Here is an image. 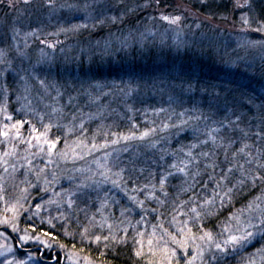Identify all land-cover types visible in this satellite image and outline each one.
Segmentation results:
<instances>
[{"label": "rangeland", "instance_id": "obj_1", "mask_svg": "<svg viewBox=\"0 0 264 264\" xmlns=\"http://www.w3.org/2000/svg\"><path fill=\"white\" fill-rule=\"evenodd\" d=\"M201 1L0 0V264H45L36 253H20L11 236L23 247L45 249L50 257L60 252L63 264H103L92 254L116 248L130 251L132 264H264V181L253 184L250 178L259 168L263 171V164L251 159L245 144L216 159L217 144L225 139L216 128L229 118L226 108L222 119L215 111L204 114L201 106L192 107L189 119L178 118L184 123L181 134L194 129L193 123L207 128L174 164L184 169V178L203 175L214 188V193L193 197L180 207L168 204L163 181L157 187L151 179L143 185L124 180L126 172L134 171L123 168L124 158L155 153L157 129L134 137L132 128L120 133L92 125L106 112L100 104L112 105L118 98L113 93L117 86L92 83L89 68L96 57L110 59L118 52L153 48L168 51L174 70L184 67L183 55H190L197 63L215 61L229 76L240 69L254 74L256 66L264 64V31L256 30L264 26V0H215L230 12L222 16L219 11L215 17L199 12ZM162 16L180 19L172 24ZM96 31H102L98 37L92 34ZM135 81L126 82L121 92L125 100L136 95ZM220 89L227 92L224 85L218 86L211 91L213 100H226ZM157 119L166 120L160 132L173 129L169 115ZM235 130H242L241 125ZM98 136L105 138L98 141ZM240 155L244 159L237 163ZM227 180L233 188H260L248 203L231 211ZM79 212L83 225L77 222L81 226L72 231L73 239L86 246V255L22 226L26 221L42 227L50 217L58 220ZM245 229L253 233L247 241L223 244L230 234L239 236ZM205 233L212 234L211 244L200 239ZM96 236L101 237L99 243ZM216 243L228 251H218ZM51 264H60V259Z\"/></svg>", "mask_w": 264, "mask_h": 264}, {"label": "trees", "instance_id": "obj_2", "mask_svg": "<svg viewBox=\"0 0 264 264\" xmlns=\"http://www.w3.org/2000/svg\"><path fill=\"white\" fill-rule=\"evenodd\" d=\"M224 4L215 0H205V2L202 0L198 4L199 12L215 17L214 14L220 11L222 16H228L230 12ZM101 32L96 31L92 34L98 37ZM165 53L168 54V51ZM165 53L150 48L149 51L142 50L140 52L134 49L131 54L118 52L110 59L96 57L89 68L92 83L103 84L105 81L110 85L108 87L117 86L118 89H114L116 87L111 88L114 89V94H118V98H115L116 101L112 105L108 102L100 104L101 110L106 108V112L99 119L93 120L92 125L97 126V130L108 128L107 132L116 128L120 133L132 128L131 135L133 134L134 137L135 135L141 137L146 129H157L155 138L158 147L155 153L150 151L144 155H138L134 160L124 158L123 168L134 169L132 173L126 172L124 180L129 185L132 182L143 185L144 181L151 179L157 187H160L163 181L161 188L166 191L168 204L173 205L175 203V207H180L183 206L182 204L186 206L193 197L201 199L203 194L214 193V188L211 183L207 182L206 176L193 175L189 180L182 176L181 171L173 169V165H177L174 164L177 163V159L179 158L178 161H181L183 151H190L193 149L192 147H195L193 142H195L194 138L200 137L199 131L207 128L204 123L200 128L201 122H198L199 126L197 127L194 123L191 124L194 129L187 131L188 133L181 134L179 132L181 123L178 118L189 119L188 114H191L195 106L196 108L201 106L203 113L207 112L209 116H211L210 113L214 115L213 111L218 112L216 115L220 114L221 119L225 116L222 111L223 108L229 111V118L221 120L216 128L225 138L224 141H219L217 144L216 159L223 160V156L229 155L230 152L235 153L231 149L240 151V145L245 144L246 150L252 154L251 159H255L264 165V64H258L253 70L254 74H249V72L240 69L233 76H229L228 72L220 68L215 61L212 64L197 63L194 57L183 55L181 63L184 67L174 70L171 68L173 62L167 58ZM225 76H229V78L226 79ZM134 77L138 87L135 91L136 95L125 100L121 97V92L126 88L124 86L128 79ZM169 84L172 86L182 84L190 90H185L182 85L181 88L168 89ZM221 85H224L227 90L224 92L223 89H220V93H226V100L217 99L215 101L213 100L215 95L211 91ZM230 91H232V95L228 93ZM234 94L235 97L238 94L235 99L233 98ZM80 98L83 101L85 99L84 96ZM158 115L161 117L169 115V118L174 119L170 121V126L173 129L170 132L168 130L167 134L160 132L165 131L160 127L165 126L163 122L166 120L157 119ZM238 118H240L239 123H234ZM210 124L212 123L210 122ZM224 125H227L226 128L223 127ZM237 125H241L242 130L236 131ZM181 127L184 129V123ZM243 128H247V130ZM248 129L251 132H248ZM171 134L178 136V138L169 140L168 135ZM102 138L105 136H98L96 140L99 141ZM225 150L228 152H224ZM126 155L128 153L124 156ZM244 156L240 155L237 163L243 161ZM212 157L213 154H211L210 160ZM168 167L170 171H168ZM176 168L180 169V166ZM257 173L264 176V167L263 171L259 168ZM163 177L166 178V181ZM232 181L227 180L230 189H232L230 195L233 197L231 198L233 202L228 203L232 206L231 211L248 203L260 188L259 186H255L254 190L248 189L247 186L233 188ZM260 184L261 181L257 185ZM225 212L227 213V211ZM23 222V227L48 238L51 242L57 243L67 250L85 255L90 252L85 245L80 246L77 244V240L73 239L72 231L81 226L77 222L83 225V213L81 212L76 216L65 215L64 218L60 217L58 220L50 217L42 227L29 226L26 221L24 225ZM46 233L47 235H45ZM92 256L97 262L103 264H132L134 260L132 253L126 248H116L106 252L105 255L92 254Z\"/></svg>", "mask_w": 264, "mask_h": 264}, {"label": "snow or ice", "instance_id": "obj_3", "mask_svg": "<svg viewBox=\"0 0 264 264\" xmlns=\"http://www.w3.org/2000/svg\"><path fill=\"white\" fill-rule=\"evenodd\" d=\"M27 2H28V0H25V3H27ZM239 6L243 7V5H239ZM161 19L167 20L169 23L175 24V23H177L179 21L180 17L169 18L167 16H162ZM242 19H243V22L245 24H248L249 23L248 19H246V18H242ZM82 26L83 27H87L86 25H82ZM256 30L257 31H264V26H261V27L257 28ZM49 47H54V46L53 45H49ZM8 118L11 119V117H8ZM5 135H6V133H5ZM144 135L146 136L147 133H144ZM50 147H53L54 148L55 147V144L53 143L52 145H50ZM241 151H243V149H241ZM188 155H191V153H188ZM173 167H176V165H173ZM261 167H264V165H261ZM179 171L184 172V169L181 168V169H179ZM228 171L231 172L232 169L229 168ZM184 174L187 175L186 172ZM242 175H243V173H242ZM250 178H251L253 184H255L256 180L264 181V176L259 175V174L254 175V176H252ZM239 183L243 184L244 183V180H240ZM217 186L219 187V185H217ZM228 191H232V189H229ZM206 203L207 204H211L212 201L207 200ZM192 211L194 213H196V209L195 208H193ZM199 215L200 214L197 213V216H199ZM261 224L264 225V220L261 221ZM45 235H47V233ZM251 236H253V233L252 232H249L247 229H245L242 235L237 236V235L230 234L229 237H228V239H226L223 242V244L224 245H237V244H240L243 241H247ZM24 239H28V237H24ZM100 239H101L100 236H96L95 237V240H96L97 243H99ZM200 239H202V240L207 239V241L210 244L213 242V237H212V234L211 233H205L204 236L200 237ZM215 247H216V249L218 251H222V252H227L228 251V248L227 247H223L219 243H216L215 244ZM136 255L139 256L140 255V252L137 251L136 252ZM213 259H215V257H213Z\"/></svg>", "mask_w": 264, "mask_h": 264}, {"label": "flooded vegetation", "instance_id": "obj_4", "mask_svg": "<svg viewBox=\"0 0 264 264\" xmlns=\"http://www.w3.org/2000/svg\"><path fill=\"white\" fill-rule=\"evenodd\" d=\"M20 252L21 253H36L34 249H31L30 247L23 248V250H21ZM52 259H53L52 256L51 257L44 256V258L41 261L45 264H51V263H54Z\"/></svg>", "mask_w": 264, "mask_h": 264}, {"label": "water", "instance_id": "obj_5", "mask_svg": "<svg viewBox=\"0 0 264 264\" xmlns=\"http://www.w3.org/2000/svg\"><path fill=\"white\" fill-rule=\"evenodd\" d=\"M17 248L19 249V250H22V248H21V246L19 245V244H17ZM34 251H36V252H40L41 253V256H44V254H45V251L42 249V248H34ZM60 255H61V253H59ZM56 261V259H54V262ZM61 263L63 264L64 263V258L62 257L61 258Z\"/></svg>", "mask_w": 264, "mask_h": 264}]
</instances>
